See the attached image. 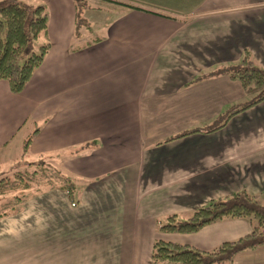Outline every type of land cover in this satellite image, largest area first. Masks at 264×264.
<instances>
[{
  "label": "crops",
  "instance_id": "0c3cea01",
  "mask_svg": "<svg viewBox=\"0 0 264 264\" xmlns=\"http://www.w3.org/2000/svg\"><path fill=\"white\" fill-rule=\"evenodd\" d=\"M39 5L50 14L44 63L20 94L0 80V179L54 162L79 181V201L45 190L1 217L0 264H153L156 240L212 250L250 233L248 219L194 234L157 223L242 192L264 201V101L211 131L248 101L221 70L245 52L264 69V0ZM88 9L104 21L95 31L86 18L96 35L85 39ZM233 264H264V246Z\"/></svg>",
  "mask_w": 264,
  "mask_h": 264
},
{
  "label": "trees",
  "instance_id": "16d2710c",
  "mask_svg": "<svg viewBox=\"0 0 264 264\" xmlns=\"http://www.w3.org/2000/svg\"><path fill=\"white\" fill-rule=\"evenodd\" d=\"M49 21L50 14L43 5L30 7L17 0H0V80L6 81L14 94L24 91L49 53ZM39 41V52L34 53L33 48ZM220 74L239 82L248 101L232 107L225 114L224 124L211 131L222 128L233 116L264 101V69L254 63L248 52H245L239 65L224 67ZM199 131L201 130H194L185 135ZM38 132L36 130L26 138V151ZM75 180L76 177L57 170L44 161L34 164L32 169L16 173L12 178L0 179V201L2 197L13 193H25L4 203L0 202V218L12 214V210L20 211L29 198L45 190H64L70 201L77 204L79 197ZM228 219H248L252 223V231L212 250L156 240L153 244L152 263L233 264L237 254L264 246V201L246 192L225 200L210 201L186 219L170 215L158 221L157 225L158 231L166 234H194L208 225Z\"/></svg>",
  "mask_w": 264,
  "mask_h": 264
},
{
  "label": "rangeland",
  "instance_id": "374dc122",
  "mask_svg": "<svg viewBox=\"0 0 264 264\" xmlns=\"http://www.w3.org/2000/svg\"><path fill=\"white\" fill-rule=\"evenodd\" d=\"M18 2H20V3H22V4H24V5H27V6H30V7H36V6H38L39 5V3H40V0H17ZM96 2V1H95ZM81 8V7H80ZM83 16H82V18L80 19V21H79V31L81 32V33H85V31H86V28H84L85 26H86V18L91 22V23H93V26H95V31H97L99 28H97L98 27V25L99 24H101L103 21H104V17L101 15V14H98V13H96L94 10H83ZM89 22V23H90ZM84 35H87V36H84L85 37V39H86V37H88V38H90V36H94V35H96V32H92V30L91 31H89V29H88V33H85ZM83 39V38H82ZM84 39V40H85ZM42 42H43V40H41ZM39 46H40V41H39V43H36V45H35V47L33 48L34 49V53H38L39 52ZM29 158H27L26 159V161L29 163V162H31V161H33V160H28ZM51 167H53V168H55V169H57V170H60V169H62V167L60 166V165H58V166H55V165H57V164H55L54 162L53 163H51V162H47ZM57 163V162H56ZM61 171V170H60ZM74 183H75V186H76V191H77V187H79V181H77V180H75L74 181ZM23 194H25L24 192H17V193H13V194H10V195H8V196H5V197H2L1 198V203H4V202H6V201H9V200H11L12 198H14L15 196H21V195H23ZM77 196H78V194H77ZM0 210H2L1 209V207H0ZM15 212H17V211H15V210H12L11 211V213H15Z\"/></svg>",
  "mask_w": 264,
  "mask_h": 264
}]
</instances>
